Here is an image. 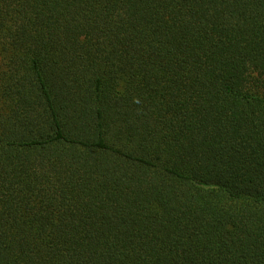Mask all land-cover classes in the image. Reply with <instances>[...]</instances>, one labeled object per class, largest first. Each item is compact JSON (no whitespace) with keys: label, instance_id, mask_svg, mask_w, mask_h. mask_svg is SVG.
<instances>
[{"label":"trees","instance_id":"trees-1","mask_svg":"<svg viewBox=\"0 0 264 264\" xmlns=\"http://www.w3.org/2000/svg\"><path fill=\"white\" fill-rule=\"evenodd\" d=\"M0 264H264V0H0Z\"/></svg>","mask_w":264,"mask_h":264}]
</instances>
